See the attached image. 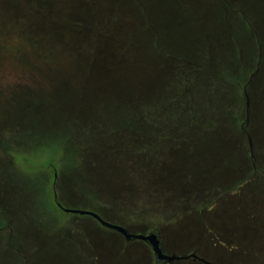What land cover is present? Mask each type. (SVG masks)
Returning a JSON list of instances; mask_svg holds the SVG:
<instances>
[{
	"label": "rangeland",
	"instance_id": "1",
	"mask_svg": "<svg viewBox=\"0 0 264 264\" xmlns=\"http://www.w3.org/2000/svg\"><path fill=\"white\" fill-rule=\"evenodd\" d=\"M119 3L124 4L121 13ZM138 6L144 11L135 14ZM87 11L98 26L83 20ZM140 16L141 26L130 37L121 25ZM254 22H264V0H80L79 5L73 0H0V264H154L147 242L128 241L91 216L57 209L51 189L69 210H95L132 233L156 230L172 255L196 250L214 264H264V150L256 166L246 158V134L264 145L262 87L248 94L247 124L245 104L227 107L230 116L238 114L245 132L226 118L218 121V133L230 135L233 144L229 156H223L224 149L217 153L216 130L210 160L187 165L171 154L174 161L165 165L162 180L149 176V185L142 186L147 180L136 174L132 182L128 178L111 189L105 164L92 161L90 154L80 166L75 153L93 147L91 142L104 134L136 125L137 119L122 114L121 94L105 99L108 88L92 85L85 61L92 60L94 76L125 83L134 81L124 75L128 57L123 51L82 52L86 49L74 38L61 43L75 30L89 33L96 47L107 36L122 40L128 52L139 43L134 61L145 58L142 51L162 52L170 63L197 51L215 54L220 67L231 68L229 76L238 78L234 66L250 65L254 46L248 25ZM77 38L84 45L86 36L80 32ZM209 67L216 68L214 63ZM122 86L133 94L132 85ZM111 88L114 92L117 86ZM217 101L219 111L226 102ZM255 116L262 119L250 125ZM78 124L84 127L74 131ZM115 137L124 149L132 141L123 134ZM46 139L51 140L47 147ZM137 160L125 155L112 161L120 169ZM110 194L123 204L110 203ZM93 195L100 198L97 206ZM175 264L206 263L191 257Z\"/></svg>",
	"mask_w": 264,
	"mask_h": 264
},
{
	"label": "trees",
	"instance_id": "2",
	"mask_svg": "<svg viewBox=\"0 0 264 264\" xmlns=\"http://www.w3.org/2000/svg\"><path fill=\"white\" fill-rule=\"evenodd\" d=\"M74 1L76 5H79L80 0ZM59 6L61 9L65 8L63 5ZM132 10L130 9L131 13ZM87 17H92L88 11L83 15V18L86 19ZM59 28L61 26H58ZM248 31L251 34L254 51H250L248 60L250 65L247 68H235L234 66L238 78H235V74L233 77L229 76L232 72L231 68L228 70L220 67V60L215 54L206 55L199 51L189 53V56L185 57L183 61L179 62L175 60L173 63L167 62L163 53L158 51H145V58L137 60L135 58V61L132 56L134 52H123L127 55L129 62V68L124 75L134 80L131 82L129 79H125L127 81L125 83H122L121 79L116 77L105 78L104 76H94L95 68L91 66L92 60L85 61V64L90 68L88 74L92 85L97 86V88H108L104 93L109 92L110 94L108 93V96H103L105 99L121 94L120 98L123 100L122 109L125 112L122 114L135 116L137 124L125 127L124 131L121 132L111 131L108 134L102 135L103 137H100V139L91 142L93 143V147H90V144L80 147L75 153V159L76 161L79 159V165L81 166L85 163L84 156L87 157L91 154L92 161H101L105 164L110 186H114L113 184H115V186L121 187L124 184V180L129 181L131 179L132 182V178L136 174H144L147 181H142L141 184L145 186L149 185V176L156 175L159 178L158 180H162V172L166 171L165 165L167 163L171 164L174 161L169 158L171 154H175L180 163H186L187 165L197 164L198 161L202 160L206 162L210 160V157H214L212 155V148L217 146L214 144L213 139L216 138L215 133L218 121L221 122V120L226 118L229 125L240 127V131L245 132V128L240 125L238 114L230 116L227 107L233 109L234 105L238 106L241 102L243 106L244 104L246 106L247 99L246 95H244V90L248 95L253 88L259 85L264 92V22L249 24ZM70 41L71 39L67 36L61 40V43L65 44ZM90 42L92 46H95L96 42L93 38H90ZM83 44L82 46L85 49L87 47L86 41ZM216 53L218 54V51ZM91 54L93 55V50ZM160 56L164 58V62L159 60ZM175 57H184V55L178 54ZM213 63L216 68L212 69L209 65H213ZM122 84H125L127 87L132 85L134 89L133 94H128ZM116 86L117 88L113 92V88L111 87ZM120 87L122 89L119 90ZM129 99L132 101H129ZM217 99H224L226 102L224 107L219 109V111L217 109ZM119 109H121V106ZM262 117L264 124V113ZM261 119L255 116L250 125L255 124L254 122H258ZM86 125L88 127L91 126V120ZM78 126L80 128L84 127L79 124L75 125L74 131ZM117 134L125 135L129 141L131 139L130 145H123L125 149L120 147L119 141H117L118 144L115 142ZM247 135L246 158H248L253 166H256L257 157L264 150V145L263 143L259 145L256 143L257 141L254 142L252 140L251 143L254 144V148L251 152ZM110 138L114 140L112 139L110 142ZM163 139L165 141L169 139V142H160ZM230 141V135L229 138H225L217 130V153H221L224 149L226 153L223 156H227L230 153V148H233V144ZM49 143H51V140L46 139L44 145L47 147ZM168 144L169 148L167 147ZM160 147L163 148L161 149ZM128 152L132 156H129ZM125 155L134 157V159L137 158L138 160L135 164L125 163L119 169L115 166L117 162L112 160H118L119 156L122 158ZM218 161L219 158L217 159ZM117 168L123 176H119ZM263 170L264 163L261 171ZM56 177L57 173L53 177L54 181ZM132 185L134 186V184ZM115 186L110 188L117 189ZM51 193L55 194V191L51 189ZM110 195L113 196L110 197V203L117 201L123 204L124 201L119 196ZM87 199L91 200L90 198ZM92 201L97 206L98 202H100L99 196L93 195ZM109 206L113 207V204ZM55 207L59 209L56 204ZM92 211L96 212L95 210Z\"/></svg>",
	"mask_w": 264,
	"mask_h": 264
},
{
	"label": "water",
	"instance_id": "3",
	"mask_svg": "<svg viewBox=\"0 0 264 264\" xmlns=\"http://www.w3.org/2000/svg\"><path fill=\"white\" fill-rule=\"evenodd\" d=\"M244 95H246V110H245V123L247 124L249 120V114H250V104H249V96L244 90ZM248 141L250 143V150L252 152L253 149V143H251L250 137L247 135ZM55 203L57 207L64 212H68L69 214H75L79 216H91L94 218L97 222H99L102 226L116 230L119 234H121L126 240L131 241V240H136V239H141L151 247V250L155 256L156 260H163L167 263H173L176 261H181L187 258H194V259H199L200 261L206 263V264H214L213 262L207 261L204 258H201L199 255L196 253H190L184 256H177V255H172V254H167L165 253V250L162 245V239H160L159 235L157 232L152 231L149 233H142V232H136V233H130L126 228L118 225L117 223L110 222L106 219H104L99 213L93 212V211H82V210H69V208L64 207L61 203L57 201V197L55 195Z\"/></svg>",
	"mask_w": 264,
	"mask_h": 264
},
{
	"label": "crops",
	"instance_id": "4",
	"mask_svg": "<svg viewBox=\"0 0 264 264\" xmlns=\"http://www.w3.org/2000/svg\"><path fill=\"white\" fill-rule=\"evenodd\" d=\"M124 4L123 3H119V6L118 7H116L117 8V10L119 11V13H121L122 12V10H121V8H122V6H123ZM112 6V5H111ZM140 6H138V7H136L135 8V12H137V10L139 11V13L141 12V10H143L144 11V9H141V8H139ZM127 14L129 15V13L127 12ZM137 14V13H136ZM144 14V13H143ZM143 17V16H142ZM142 17L140 16V18H138V17H135L130 23H128L129 21L128 20H126L125 21V23H123L122 25H121V28H123V30H125L126 32H129L130 33V37H134V36H136V34H137V30H138V27L139 26H141V19H142ZM83 20L84 21H91L92 22V24H95V25H97L98 26V24L96 23L97 21H94V19H93V21H92V17L91 18H83ZM144 25V24H143ZM144 26H146V25H144ZM99 27H100V25H99ZM81 31H73L72 32V34L70 35L71 36V40H73V38L76 40V44L78 43L80 46H82V44H80L79 42H77V41H79V39L77 38V35L80 33ZM84 34L85 36H86V39H84V41H86V52L87 51H89V49H90V51H104V52H109V51H123V52H128L129 51V49H128V47H127V45L122 41V40H118V39H115L114 37H112V36H107V37H104V38H102V39H100L99 41V43H98V47H96V46H92L91 45V42H90V38H89V33H85V32H81V34ZM89 34V35H88ZM74 37H73V36ZM60 37V36H59ZM97 43V42H96ZM96 45V44H95ZM140 44L138 43V46L136 47V48H133V52H135V51H140V46H139ZM96 47V48H95ZM82 48H83V46H82ZM84 49V48H83ZM82 52H84V51H82ZM132 52V53H133ZM143 52V54H145L146 55V52L145 51H142Z\"/></svg>",
	"mask_w": 264,
	"mask_h": 264
},
{
	"label": "flooded vegetation",
	"instance_id": "5",
	"mask_svg": "<svg viewBox=\"0 0 264 264\" xmlns=\"http://www.w3.org/2000/svg\"><path fill=\"white\" fill-rule=\"evenodd\" d=\"M54 195H56V193L54 194ZM56 197H57V195H56ZM55 200V199H54ZM102 216V215H101ZM103 217V216H102ZM94 219V218H93ZM95 220V219H94ZM96 221V220H95ZM99 223V222H98ZM129 231V230H128ZM156 232V231H155ZM130 233H132V232H130ZM149 233V232H148ZM158 233V232H157ZM159 235V234H158ZM160 237V236H159ZM162 245H163V248H164V250H165V253H167V254H171V252H169V251H167L166 249H165V247H164V244H163V241H162ZM196 253L197 255H198V253L196 252V250H194V251H192L191 253ZM190 254V253H189ZM154 255V254H153ZM191 258V257H190ZM197 260H199V259H197ZM154 264H169V263H167V262H165V261H163V260H156L155 259V256H154ZM200 261V260H199ZM202 262V261H201ZM170 264H175V262H173V263H170Z\"/></svg>",
	"mask_w": 264,
	"mask_h": 264
}]
</instances>
